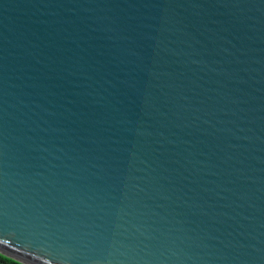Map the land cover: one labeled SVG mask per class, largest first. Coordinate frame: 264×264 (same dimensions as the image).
<instances>
[{
    "label": "water",
    "instance_id": "obj_1",
    "mask_svg": "<svg viewBox=\"0 0 264 264\" xmlns=\"http://www.w3.org/2000/svg\"><path fill=\"white\" fill-rule=\"evenodd\" d=\"M0 255L264 264V0H0Z\"/></svg>",
    "mask_w": 264,
    "mask_h": 264
},
{
    "label": "trees",
    "instance_id": "obj_2",
    "mask_svg": "<svg viewBox=\"0 0 264 264\" xmlns=\"http://www.w3.org/2000/svg\"><path fill=\"white\" fill-rule=\"evenodd\" d=\"M0 264H18V263L0 255Z\"/></svg>",
    "mask_w": 264,
    "mask_h": 264
}]
</instances>
